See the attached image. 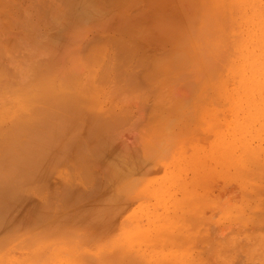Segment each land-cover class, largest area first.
Segmentation results:
<instances>
[{"label":"rangeland","instance_id":"rangeland-1","mask_svg":"<svg viewBox=\"0 0 264 264\" xmlns=\"http://www.w3.org/2000/svg\"><path fill=\"white\" fill-rule=\"evenodd\" d=\"M66 2L0 0V264H264V0Z\"/></svg>","mask_w":264,"mask_h":264},{"label":"bare ground","instance_id":"bare-ground-1","mask_svg":"<svg viewBox=\"0 0 264 264\" xmlns=\"http://www.w3.org/2000/svg\"><path fill=\"white\" fill-rule=\"evenodd\" d=\"M56 1H58V0H56ZM60 1H61V0H60ZM70 1H71V0H70ZM73 1H74V0H73ZM107 1H108V0H107ZM64 2H66V0H64ZM57 3H58V2H57ZM59 3H60V2H59ZM62 3H63V2H61L60 4H62ZM66 3H67V2H66ZM54 5H55V4H54ZM64 5H65V3H64ZM62 6H63V5H62ZM66 7H67V6H66ZM130 24H131V23H130ZM119 27H120V26H119ZM40 42H41V41H40ZM47 42H48V41H47ZM41 44L44 45L43 42H41ZM47 45H48V44H47ZM54 45H55V44H54ZM63 45H64V43H63ZM63 45H62V46H63ZM90 45H91V44H90ZM90 45L87 47L88 49H89ZM96 45H97V44H96ZM96 45H95V47H96ZM50 46H51V45H50ZM40 47H42V46H40ZM92 47H93V46H92ZM42 48H46V47H42ZM55 48H56V47H55ZM58 48H59V47H58ZM87 48H84V49L86 50ZM46 49H47V48H46ZM53 49H54V48H52V47H51L50 49L48 48V51L53 50ZM61 49H62V48H61ZM84 49H83V50H84ZM88 49H87V52H88ZM94 49H95V48H94ZM94 49H93V50H94ZM90 50H91V48H90ZM90 50H89V52H90ZM93 50H92V52L95 53V51H93ZM118 50H120V49H118ZM53 52H54V51H53ZM56 52H57V51H56ZM89 52H88V53H89ZM59 53H60V52H59ZM93 53H92V54H93ZM96 53L99 54L100 51H99V52L97 51ZM85 54L87 55V53H85ZM92 54H88V55L92 56ZM104 54H105V53H104ZM34 55H35V54H34ZM36 55H38V54H36ZM42 55H43V54H42ZM55 55H57V53H56ZM100 55H101V54H100ZM82 56H83V53H82ZM93 56H94V55H93ZM96 56H97V55H96ZM103 56H104V55H103ZM55 57H56V56H55ZM94 57H95V56H94ZM106 57H107V56H106ZM35 58H36V57H35ZM38 58H39V57H38ZM38 58L36 59V63L40 60V59H38ZM87 58H88V57H87ZM89 58H92V57H89ZM97 58H98V56H97ZM127 58H128V57H127ZM43 59H45V58L43 57ZM94 59H96V58H94ZM94 59L92 58L93 61H94ZM99 59H100V58H99ZM118 59H119V58H118ZM37 60H38V61H37ZM53 60H54V59H53ZM53 60H50V61H53ZM96 60L98 61V59H96ZM96 60H95V61H96ZM31 61H32V60H31ZM42 61L44 62V60H42ZM45 61H46V60H45ZM102 61H103V60H102ZM40 62H41V61H40ZM104 62H105V61H104ZM47 63H48V62H47ZM51 63L53 64V62H51ZM111 63H112V62H111ZM44 64H46V63H44ZM49 64H50V62H49ZM90 64H91V62H90ZM91 65H94V64H91ZM91 65H90V67H91ZM0 66H2V65H0ZM29 66L35 67L36 64H35V65H34V64H30ZM95 66H96V65H95ZM98 66H99V65H98ZM116 66H117V65H116ZM72 67H73V66H72ZM72 67H71V68H72ZM88 67H89V66H88ZM101 67H102V66H101ZM35 68H38V71L40 72L39 69H41V67H35ZM116 68H117V67H116ZM45 69H46V72H47V71L50 70L51 68H49V67L47 68V65H45L44 71H45ZM3 70H4V69L1 70L2 73H3ZM13 70H14V69H13ZM31 70H33V72L35 71L36 73H38V71H36L37 69L35 70L34 68H31ZM1 71H0V72H1ZM4 71H5V70H4ZM29 71H30V70H29ZM52 71H53V69H52ZM14 72H15V71H14ZM31 72H32V71H31ZM69 72H70V71H69ZM91 72H92V71H91ZM2 73H0L1 76H2ZM5 73H6V72H5ZM5 73H4V74H5ZM15 73H16V72H15ZM48 73H49V72H48ZM73 73H74V72H73ZM39 74H40V73H39ZM41 74H42V69H41ZM76 74H77V73H76ZM86 74H87V73H86ZM24 75H25V74H24ZM68 75H69V74H68ZM73 76H75V75L73 74ZM92 76H93V75H91V77H92ZM65 77H66V76H65ZM68 77H69V76H68ZM70 77H71V76H70ZM77 77H78V79H79V76H75L76 79H77ZM16 78H17L18 80H22V82H23V78H25V77H23L22 79L20 78V76H19L20 79H19L18 77H16ZM16 78H15V79H16ZM66 78H67V77H66ZM75 78H74V79H75ZM0 79H1V78H0ZM2 79H3V78H2ZM9 79H10V78H9ZM25 79H27V76H26ZM25 79H24V80H25ZM59 79H60V77H59ZM76 79H75V80H76ZM78 79H77V80H78ZM80 79H81V78H80ZM85 79H86V78H85ZM90 79H91V78H90ZM138 79H139V78H138ZM18 80H17V81H18ZM133 80H134V79H133ZM2 81H5V80H2ZM6 81H8V80H6ZM9 81H10V80H9ZM27 81H28V80H27ZM71 81H72V80H71ZM64 82H65V81L63 80V84H64ZM75 82H77V81H75ZM78 82H79V81H78ZM24 83H25V82H24ZM24 83H23V84H24ZM29 83H31V85H32L33 87L30 86ZM29 83L24 84V85H25V86L28 85L29 88H31V87L34 88V85H33V83H32L31 80H29ZM65 83L68 85L69 81H68V83H67V82H65ZM73 83H74V82H73ZM2 84H3V83H1L0 86H1ZM5 84H6V83H5ZM71 84H72V82H71ZM76 84H77V83H76ZM3 85H4V84H3ZM12 85H13V84H12ZM12 85H10V86H12ZM137 85H138V84H137ZM6 86H7V85H6ZM6 86H5V87H6ZM70 86H71V85H69V87H70ZM73 86H79V85H78V84L75 85V83H74ZM73 86H71V87L73 88ZM88 86H89V84H88ZM67 87H68V86H67ZM137 87H138V86H137ZM1 88H2V87H1ZM1 88H0V91H2ZM7 88H8V87H7ZM7 88H5V89H7ZM76 88L78 89L79 87H76ZM2 89H3V88H2ZM25 89H26V88H25ZM68 89H70V88H68ZM68 89H67V91H68ZM88 89H89V88H88ZM35 90H36V89H35ZM73 90H75V89H73ZM80 90H81V89H80ZM86 91H87V90H86ZM3 92H4V90H3ZM5 92H7V91H5ZM11 92L13 93L14 91L11 90ZM17 92L20 93V91H18V90H17ZM24 92H25V91H24ZM34 92H35V91H34ZM38 92H39V91H38ZM40 92H41V94H43V91H40ZM44 92H45V91H44ZM0 93H1V92H0ZM21 93H23V92L21 91ZM26 93H27V92H26ZM26 93H25V95H28V94H29V92H28V94H26ZM81 93H82V92H81ZM81 93H79V94L81 95ZM3 94H4V93H3ZM3 94H2V95H3ZM44 94H45V93H44ZM44 94H43V97H44ZM94 94H95V93H94ZM5 95H6V94H5ZM21 95L23 96V94H21ZM33 95H35V94H33ZM15 96H16V95H15ZM17 96H19V95L17 94ZM29 96H30V95H29ZM36 96H37V94H36ZM41 96H42V95H41ZM45 96H46V95H45ZM1 97H3V96H1V94H0V99H2ZM25 97H26V96H25ZM38 97H39V96H38ZM43 97H39V98H43ZM72 97H73V96H72ZM74 97H75V96H74ZM74 97H73V98H74ZM91 97H93V94H92ZM3 98H4V99H2V100H0V101L5 100L6 97L4 96ZM32 98H33V97H32ZM32 98H31L30 100H28L29 102H28L27 105H30V104H31L30 101H34ZM34 98L38 99L37 97H34ZM44 98H45V97H44ZM7 99L10 100V98H7ZM17 99H18V98H17ZM76 99H77V98H76ZM84 99H85V98H84ZM84 99H83V101H84ZM11 100H12V99H11ZM26 100H27V99H26ZM43 100H44V99H43ZM78 100H79V99H77V101H78ZM19 101H20V100H19ZM23 101H24V100H23ZM35 101H37V100H35ZM80 101H81V100H79V102H80ZM93 101L96 102V97L94 98ZM24 102H25V101H24ZM42 102H43V101H42ZM72 102H73V101H72ZM81 102H82V101H81ZM87 102H88V103L90 102V104H91L92 100H91V101H90V100H89V101L87 100V101H86V104H87ZM95 102H94V103H95ZM2 103H3V102H2ZM5 103H6V101H5ZM18 103H19V102H17V104H18ZM29 103H30V104H29ZM45 103H46V102H45ZM73 103H74V102H73ZM75 103H76V101H75ZM24 104H25V103H24ZM34 104H35V103H34ZM34 104H32L31 106H34ZM46 104H47V103H46ZM77 104H78V103H77ZM19 105H20V104H19ZM21 105H22V103H21ZM36 105H38V104L36 103ZM80 105H81V104H79V106H80ZM82 105H85V103L82 102ZM93 105H94V104H93ZM79 106H78V107H79ZM87 106H88V105H87ZM24 107H25V106H24ZM63 107H64V104H63ZM63 107L61 106V108H63ZM80 107H83V106H80ZM31 108H32V107H31ZM85 108H86V107H85ZM16 109H17V108H16ZM21 109H23V107H22ZM24 109H25V108H24ZM33 109H34V108H32V112H33ZM48 109H49V108H48ZM57 109H58V108H57ZM81 109H82V108H81ZM81 109H80V110H81ZM34 110H35V109H34ZM36 110H39V108L36 109ZM36 110H35V111H36ZM45 110H46V109H45ZM50 110L52 111V109H50ZM53 110H54V109H53ZM25 111H26V109H25ZM25 111H24V112H25ZM35 111H34V113H35ZM51 111H49L50 114L53 113V112L51 113ZM24 112H23V113H24ZM26 112H27V111H26ZM57 112H58V111H57ZM59 112H60V111H59ZM71 112H72V111H71ZM23 113H21V114H23ZM37 113H38V112H37ZM46 113L48 114V111L45 112V115H46ZM72 113H73V112H72ZM26 114H27V113H26ZM29 114L32 115L31 112H29ZM35 114H36V113H35ZM38 114H40V113H38ZM69 114H70V113H69ZM83 114H84V113H83ZM30 115H29V116H30ZM40 115H41V114H40ZM43 115H44V113H43ZM48 115H49V114H48ZM72 115H73V114H72ZM77 115H78V114H77ZM23 116H24V115H23ZM23 116H21V117H23ZM25 116H26V115H25ZM25 116H24V117H25ZM27 116H28V115H27ZM27 116H26V117H27ZM29 116H28V118H29ZM35 116H36V115H35ZM1 117H2V115H1ZM42 117H43V116L41 115V118H42ZM44 117H45V116H44ZM28 118H27V119L25 118V119L28 120ZM41 118H39V119H41ZM84 118H85V117H84ZM84 118H83V119H84ZM86 118H87V117H86ZM93 118H94V117H93ZM4 119H5V118H4ZM16 119H17V118H16ZM16 119H15V120H16ZM36 119H37V118H36ZM36 119H35V120H36ZM39 119H37L38 122H39ZM68 119H69V116H68ZM68 119H67V122H69ZM88 119H89V118H88ZM0 120H2V119H0ZM32 120H34V119H32ZM32 120H31V121H32ZM37 120H36V121H37ZM56 120H57V119H56ZM4 121H6V120H3V122H4ZM7 121H8V120H7ZM29 121H30V120H29ZM29 121H28V122H29ZM41 121H42V120H41ZM85 121H86V120H85ZM91 121H92V120H91ZM108 121H109V120H108ZM108 121H107V122H108ZM1 122H2V121H1ZM18 122H19V123L15 122V123H16L15 126H16L17 124H20V120H19ZM22 122H23V119H22ZM38 122H36L35 124L37 125ZM57 122H58V121H57ZM57 122H56V123H57ZM62 122H63V121H62ZM77 122H78V121H77ZM92 122H94V119H93ZM5 123H7V122H5ZM25 123H27V122H25ZM33 123H34V122H33ZM80 123H81V122H80ZM13 124H14V123H13ZM57 124H58V123H57ZM62 124H63V123H61V121H60V126H61ZM67 124H70V123H67ZM89 124H90V123H89ZM105 124H107V123L105 122ZM108 124H109V123H108ZM30 125H31V124H30ZM33 125H34V124H33ZM83 125H85V124H83ZM91 125H92V124H91ZM2 126H3V125H2ZM4 126H6V125H4ZM11 126H12V125H11ZM15 126H14V127H15ZM17 126L19 127V125H17ZM21 126H22V125L20 124V127H21ZM25 126L28 127L27 125H25ZM25 126L23 125L24 128H25ZM69 126H70V125H69ZM9 127H10V124H9ZM9 127H7V128H9ZM23 127H21V128L23 129ZM54 127H55V126H54ZM57 127H59V126L57 125ZM62 127H63V126H62ZM72 127H73V126H72ZM105 127H106V125H105ZM107 127H108V126H107ZM11 128H12V127H10L9 129H11ZM21 128H20V129H21ZM35 128H36V127H35ZM35 128H34V129H35ZM38 128H39V127H38ZM59 128H61V127H59ZM75 128H76V127H75ZM9 129H7V130H9ZM12 129H13V128H12ZM14 129H15V128H14ZM16 129L18 130L17 127H16ZM20 129H19V130H20ZM61 129H63V128H61ZM61 129H60V131H61ZM68 129H69V127H68ZM68 129H67V130H68ZM85 129H86V128H85ZM161 129H162V128H161ZM161 129H160V130H161ZM56 130H59V129H56ZM69 130H70V129H69ZM163 130H164V129H163ZM12 131H13V130H12ZM14 131H16V130H14ZM14 131H13V132H14ZM60 131H57L58 134H59V136H60V134H62V133H60ZM51 132H52V131H51ZM54 132H55V131H54V129H53V135H54ZM15 133H16V132H15ZM17 133H18V132H17ZM28 133H29V132H28ZM49 133H50V132H49ZM55 133H56V132H55ZM19 134H20V133H19ZM25 134H26V133H25ZM25 134H24V135H25ZM43 134H44V133H43ZM77 134H78V133H77ZM87 134H88V133H87ZM21 135H22V133H21ZM56 135H57V134H55V136H56ZM16 136H18V134L15 135V139H16ZM50 136H51V134H50ZM50 136H49V137H50ZM45 137H46V136H45ZM51 137H52V136H51ZM53 137H54V136H53ZM53 137H52V138H53ZM60 137H61V136H60ZM73 137H74V136H72V138H73ZM18 138H19V137H18ZM96 138H97V137H96ZM36 139H37V138H36ZM47 139H49V138L47 137ZM47 139H46V140H47ZM17 140H18V139H17ZM44 140H45V139H44ZM51 140H52V139H51ZM13 141H14V138H13ZM52 141H53V140H52ZM54 141H55V140H54ZM54 141H53V142H54ZM1 143H3V142H1ZM42 143L44 144V142H42ZM49 144H51V142H50ZM49 144H48V145H49ZM55 144H56V143H55ZM60 144H61V143H60ZM31 145H32V143H31ZM53 146H55V145H53ZM53 146H52V147H53ZM58 146H59V145H58ZM52 147H51V148H52ZM62 147H63V146H61V149H62ZM59 148H60V147H59ZM29 149H30V148H29ZM55 149H56V148H55ZM30 150H31V149H30ZM38 150H39V149H38ZM46 150H47V149H46ZM49 150H52V149H49ZM56 150H57V149H56ZM67 150H68V149H67ZM58 151H59V153H60V150H58ZM54 152L56 153L57 151H54ZM62 152H64V151L62 150ZM47 153H50V152L47 151ZM55 153H53V155L57 156L58 153H56L57 155H56ZM65 153H66V152H65ZM45 154H46V153H45ZM45 154L43 155V154L41 153V156L43 155V157H45V159H46L47 156H45ZM60 154H62V153H60ZM60 154H59V155H60ZM50 155H51V153H50ZM1 156H2V154H1ZM55 156H54V157H55ZM2 157H3V156H2ZM43 157H42V158H43ZM48 157H49V156H48ZM51 157H52V155H51ZM5 158H6V157H5ZM39 158H40V157H39ZM40 159H41V158H40ZM40 159H39V160H40ZM43 159H44V158H43ZM46 160H47V159H46ZM46 160H44V161H42V162L39 161V162H37V163L40 164V162H41V164H43V162H45ZM17 162H18V161H17ZM19 162H20V161H19ZM35 162H36V161H35ZM22 163H23V162H22ZM22 163H21V164H22ZM37 163H36V164H37ZM36 164H34V165H36ZM16 165H17V164H16ZM22 165H23V164H22ZM35 167H36V166H35ZM33 168H34V167H33ZM110 168H111V167H110ZM114 168H115V167H114ZM16 170H19V169H16ZM33 170H34V169H33ZM35 171H36V170H35ZM31 172H32V171H31ZM87 172H88V171H87ZM80 174H81V173H80ZM86 175H88V174H86ZM86 175H85V176H86ZM88 176H89V175H88ZM115 179H116V178H115ZM45 182H46V181H45ZM39 183H40V182H39ZM65 190H67V189H64V191H65ZM64 191L61 190L60 192L63 193ZM60 192H59V193H60ZM65 192H67V191H65ZM65 192H64V193H65ZM59 193H58V195H59ZM62 193H60V194H62ZM72 195H73V194H72ZM76 195H77V194H76ZM70 196H71V195H70ZM56 198H57V196H56ZM58 199H59V198H58ZM59 200H60V199H59ZM88 216H89V215H88ZM59 231H60V230H59ZM52 232H53V231H52ZM66 252H68V251L66 250ZM66 252H65V254H66ZM62 254H63V253H62ZM31 261H32V260H31ZM27 262H28V261H27Z\"/></svg>","mask_w":264,"mask_h":264}]
</instances>
